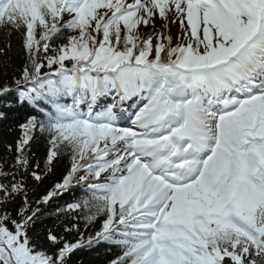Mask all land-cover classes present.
<instances>
[{
	"label": "snow or ice",
	"instance_id": "1",
	"mask_svg": "<svg viewBox=\"0 0 264 264\" xmlns=\"http://www.w3.org/2000/svg\"><path fill=\"white\" fill-rule=\"evenodd\" d=\"M0 28L21 34L27 57L0 98L15 92L35 110L7 146L11 171L0 164V264H68L102 242L121 250L110 264H264V0H0ZM113 91L120 104L147 102L97 111ZM62 155V181L30 200L17 175L41 183ZM76 185L85 197L48 215L87 210V224L104 217L100 229L85 240L65 223L75 242L48 229L49 254L29 232L40 205Z\"/></svg>",
	"mask_w": 264,
	"mask_h": 264
},
{
	"label": "trees",
	"instance_id": "2",
	"mask_svg": "<svg viewBox=\"0 0 264 264\" xmlns=\"http://www.w3.org/2000/svg\"><path fill=\"white\" fill-rule=\"evenodd\" d=\"M61 40L54 41L55 44H59ZM10 45V47H9ZM0 86L5 84L12 85L13 77L19 78V73L23 69L25 63L27 62L26 54L22 47V36L19 32L12 31L11 35L8 34L7 30L0 28ZM44 54L41 53V56ZM44 69H42L43 71ZM21 109L8 111L6 117L0 120V164L6 161V165L3 167V171H11V165L14 163V158L16 153L8 151V145L15 147L16 141L21 136V130L19 129V124L24 116ZM49 145L46 137L37 138L31 146V152L35 154V158L41 161V171L43 172V159L46 155ZM69 159L67 156H61L57 162H55V167L51 172H49L43 179V182L37 183L31 178L30 172L21 177L17 175V179L23 178L25 183L28 185V196L29 199L35 201L40 199L49 190L52 189L55 183L61 182L63 176L66 175L69 168ZM10 179V178H9ZM0 182H7L6 180H0ZM85 195L80 192H75L70 190L68 193H63L58 198L50 201L49 205H40L43 209L45 215L37 220L34 228L29 232L30 236L36 237L38 239L35 242L39 245L42 250H47L49 254L55 252V248L50 245L47 240V230L52 229L54 234L57 236H64V238L69 242H75L79 239V233H83L85 240L88 236H94L97 231H99L101 226V221L103 216L97 218L91 224H87L83 218L87 210H76L71 214V216H63L57 219L53 215H48L49 213H54L57 208H64L67 204L75 203ZM22 203V198L17 197L15 202L8 205V210L13 212L15 215V210ZM33 207L36 205L33 203ZM74 217V219H73ZM65 223L67 226L71 227L72 223H76L79 228V233L73 231L71 233H66L64 231ZM121 254L119 247L107 246L104 244H93L91 247H84L74 251L71 254L68 264H110V261L114 260Z\"/></svg>",
	"mask_w": 264,
	"mask_h": 264
},
{
	"label": "rangeland",
	"instance_id": "3",
	"mask_svg": "<svg viewBox=\"0 0 264 264\" xmlns=\"http://www.w3.org/2000/svg\"><path fill=\"white\" fill-rule=\"evenodd\" d=\"M161 23L162 22L159 19H157L156 25H157L158 29L160 28ZM185 23H186V21H185ZM170 28H171L170 34L173 36V44H175L176 43L175 37H176L177 33L179 32V23L177 22L176 24L170 25ZM160 30L165 31L163 29H160Z\"/></svg>",
	"mask_w": 264,
	"mask_h": 264
}]
</instances>
